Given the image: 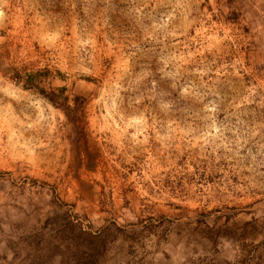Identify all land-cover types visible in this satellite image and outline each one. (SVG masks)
Instances as JSON below:
<instances>
[{"label": "rangeland", "instance_id": "rangeland-1", "mask_svg": "<svg viewBox=\"0 0 264 264\" xmlns=\"http://www.w3.org/2000/svg\"><path fill=\"white\" fill-rule=\"evenodd\" d=\"M0 264H264V0H0Z\"/></svg>", "mask_w": 264, "mask_h": 264}]
</instances>
